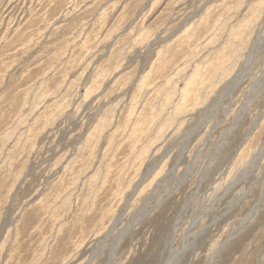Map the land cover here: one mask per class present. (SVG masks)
Here are the masks:
<instances>
[{
  "label": "rangeland",
  "instance_id": "rangeland-1",
  "mask_svg": "<svg viewBox=\"0 0 264 264\" xmlns=\"http://www.w3.org/2000/svg\"><path fill=\"white\" fill-rule=\"evenodd\" d=\"M0 264H264V0H0Z\"/></svg>",
  "mask_w": 264,
  "mask_h": 264
},
{
  "label": "bare ground",
  "instance_id": "bare-ground-1",
  "mask_svg": "<svg viewBox=\"0 0 264 264\" xmlns=\"http://www.w3.org/2000/svg\"><path fill=\"white\" fill-rule=\"evenodd\" d=\"M224 62V61H223ZM196 71V70H195ZM223 71V70H222ZM191 76H193V75H191ZM190 80V79H189ZM186 86H187V84H186ZM185 88V87H184ZM186 91L188 92V88H186Z\"/></svg>",
  "mask_w": 264,
  "mask_h": 264
}]
</instances>
